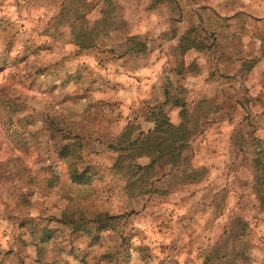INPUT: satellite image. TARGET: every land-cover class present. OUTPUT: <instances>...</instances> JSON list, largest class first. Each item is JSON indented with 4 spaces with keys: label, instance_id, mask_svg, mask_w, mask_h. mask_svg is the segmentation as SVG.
<instances>
[{
    "label": "rangeland",
    "instance_id": "374dc122",
    "mask_svg": "<svg viewBox=\"0 0 264 264\" xmlns=\"http://www.w3.org/2000/svg\"><path fill=\"white\" fill-rule=\"evenodd\" d=\"M0 264H264V0H0Z\"/></svg>",
    "mask_w": 264,
    "mask_h": 264
},
{
    "label": "trees",
    "instance_id": "16d2710c",
    "mask_svg": "<svg viewBox=\"0 0 264 264\" xmlns=\"http://www.w3.org/2000/svg\"><path fill=\"white\" fill-rule=\"evenodd\" d=\"M95 29L96 26L94 25L88 30L80 27L79 33H75V36L79 39V43L82 48H90L96 43L97 34L93 32ZM151 115L154 121L152 129L149 128L146 132H144L145 135L142 138L138 135L135 141L127 140V145L133 146L135 143H138L142 148L151 150H155L154 148L158 147L162 154L167 153L172 156L173 152L177 149L175 141L173 140V134L175 131L180 130V128L174 127L169 122L167 113L162 106L156 107V109L152 111ZM155 136H157L159 141H153L154 138L156 139Z\"/></svg>",
    "mask_w": 264,
    "mask_h": 264
}]
</instances>
